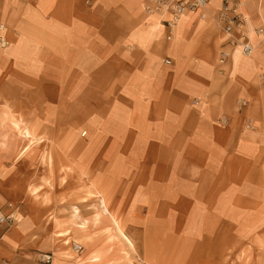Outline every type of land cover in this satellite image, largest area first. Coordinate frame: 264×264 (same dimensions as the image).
I'll return each instance as SVG.
<instances>
[{"label":"rangeland","instance_id":"1","mask_svg":"<svg viewBox=\"0 0 264 264\" xmlns=\"http://www.w3.org/2000/svg\"><path fill=\"white\" fill-rule=\"evenodd\" d=\"M56 1L39 0L32 15ZM220 4L210 0L205 18L191 15L213 25ZM110 12L96 14L104 20ZM146 13L117 12L108 28L98 21L96 51L82 47L78 57L70 47L65 72L50 76L53 90L29 93L37 105L47 98L53 112L43 103L30 120L15 116L36 138L20 159H4L17 162L20 171L11 175L26 181L32 200L12 224L28 233L27 263L264 264V96L239 110L254 125L235 130L231 142L218 144L207 130L197 135L186 125L197 118L177 113L168 54L154 57L121 33L126 25L132 40L141 19L152 17L139 29L149 42L161 16ZM9 96L10 106L21 103ZM17 130L8 124L0 136L8 134L6 147L13 143L18 154L30 141Z\"/></svg>","mask_w":264,"mask_h":264},{"label":"crops","instance_id":"2","mask_svg":"<svg viewBox=\"0 0 264 264\" xmlns=\"http://www.w3.org/2000/svg\"><path fill=\"white\" fill-rule=\"evenodd\" d=\"M144 1L92 0L88 5L86 0H57L52 7L39 10V14L34 16L32 12L38 6L39 0H35L34 5L29 0H0V23L6 25L2 34L13 43L12 45L10 41L8 48H0V133L2 128L11 124L18 129L17 133L22 139L30 141L17 154L18 150H14L13 143L9 149L7 148L8 134L0 136V148H5L7 144L6 149L0 151V208L6 210L8 203L13 202L17 205V214L25 213L27 204L32 201L27 195L26 181L11 175L20 171L17 162L13 164L9 161L4 162L5 158L23 157L36 140L30 129L22 127V122L16 118L24 120L22 118L24 116L30 120V117L37 113V108L47 102V98L41 99L42 103L37 105L31 101L34 100L32 97H28L29 93L53 90L50 76L65 72L66 53L70 47L77 50V56L82 47L90 48V52L96 51L98 46L91 33L96 29L98 21L105 23V27L108 28L109 24H112L111 15L118 12L127 18L128 10L131 8H135L142 17L145 14ZM102 8L111 11L104 20L96 14V11H101ZM244 8L247 30L257 46L255 54L247 59L238 48L230 49L224 46L227 36L220 34L216 23L201 26L198 17L194 18L191 14L182 18L177 35L173 31L174 38L171 40L167 38L168 30L162 19L158 20L159 27L155 28L153 38L149 42L140 38L139 29L153 21L152 17L144 16L141 19L142 23L134 30L132 40L126 31L127 26L123 25L121 29V33L127 36L128 45L135 43L143 51L153 50L151 55L154 57L168 54L166 60L170 59L171 63L167 64L170 66L174 64L172 74L179 89L175 101L177 113L181 116L187 112L191 118L192 116L197 118L194 123L186 125L195 130L197 135L207 130V134L214 135L212 138H218L217 141L214 140L218 144L227 140L231 142L235 135L231 133H235V130L239 132L241 128L248 130L253 128L254 119L248 117L243 120V116L240 115L241 112L237 108L238 99H249L251 105L252 99L264 96L257 73L260 70V73L264 71V39L255 31L256 28L264 26V0H248L246 4L244 3ZM139 39L142 40L141 43ZM85 40L92 42L87 44L82 42ZM222 48L228 49L230 56L221 64L218 59ZM156 60L154 59V62ZM203 62L209 66L203 67ZM249 69L252 70L251 75L242 74L247 73ZM3 76L9 77L5 84L1 83ZM10 92L20 96L19 105L15 102V107L10 106L8 103ZM23 95L25 98L21 100ZM185 97L192 101L193 108L183 105ZM194 100L199 101V104H194ZM48 103L45 104L47 113H52V103L50 101ZM7 107L11 111L4 112ZM169 113L173 114L172 111ZM223 116L230 118L229 125L217 123ZM11 117H14V120L11 121ZM248 122H252L249 128L246 126ZM241 138L244 141L247 139L244 135ZM35 191L39 192L38 189ZM86 224L85 222L82 226L85 227ZM27 237L28 233L25 234L20 225L9 226L0 223V264H26L32 257L31 245L25 246Z\"/></svg>","mask_w":264,"mask_h":264},{"label":"built area","instance_id":"3","mask_svg":"<svg viewBox=\"0 0 264 264\" xmlns=\"http://www.w3.org/2000/svg\"><path fill=\"white\" fill-rule=\"evenodd\" d=\"M92 0H86L90 4ZM210 0H146L145 10L147 14L158 13L163 16L165 28L168 30L167 38L171 40L173 31L180 21L179 19L186 12H198L201 18H205V8ZM248 0H220V7L215 13L214 18L221 31L227 36V42L224 46L230 49H239L243 55L250 56L255 52V46L252 42L251 36L247 30L246 18L241 11V6ZM6 25L0 23V48H8L10 41L3 36ZM256 33L264 34V26L256 28ZM223 46V47H224ZM264 53V51H263ZM230 56L228 49L222 48L219 53V62L224 63ZM166 63H171L170 59ZM259 83L264 88V71L259 73ZM249 101L245 98H239L237 105L238 110H243L247 107ZM194 104H199V101L194 100ZM222 125H229L230 118L228 116L220 117L217 121ZM252 122H248L247 128L251 127ZM86 135V134H84ZM17 207L13 202H9L4 208H0V223L11 225L16 218ZM45 260L49 261V255H45Z\"/></svg>","mask_w":264,"mask_h":264},{"label":"bare ground","instance_id":"4","mask_svg":"<svg viewBox=\"0 0 264 264\" xmlns=\"http://www.w3.org/2000/svg\"><path fill=\"white\" fill-rule=\"evenodd\" d=\"M209 3V2H208ZM205 15H207V13L209 12V4L207 5V7L205 8ZM241 11L243 12V14H244V16H245V8H244V4L241 6ZM152 14H158V13H152ZM187 14H195V15H197L198 17H200L199 16V11L198 12H186V13H184L183 15H182V17L179 19L180 21L178 22V24L182 21V18L184 17V16H186ZM159 16H161V19H163V16L162 15H160V14H158ZM201 18V17H200ZM177 24V25H178ZM177 25H176V27H177ZM175 27V28H176ZM258 36H260V37H264V34H262V35H259L258 34ZM252 39V38H251ZM264 39V38H263ZM253 42V41H252ZM253 44H254V42H253ZM254 46H255V52H256V45L254 44ZM255 52L252 54V55H250L249 57H252L254 54H255ZM245 56V55H244ZM246 57H248V56H246ZM22 135V134H21ZM97 220H98V218H97Z\"/></svg>","mask_w":264,"mask_h":264}]
</instances>
